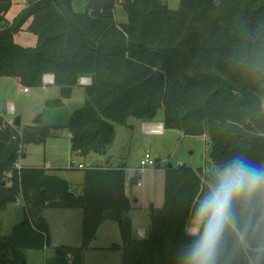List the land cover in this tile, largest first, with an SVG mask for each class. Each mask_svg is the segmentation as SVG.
<instances>
[{"label": "trees", "instance_id": "16d2710c", "mask_svg": "<svg viewBox=\"0 0 264 264\" xmlns=\"http://www.w3.org/2000/svg\"><path fill=\"white\" fill-rule=\"evenodd\" d=\"M117 2L101 0L102 17L95 19L76 12L72 0H27L6 25L13 2L0 0V78L33 90L51 75L63 100L82 78L91 81L84 106L64 127L73 155H105L116 126H127L130 118L153 122L163 109L165 130L208 139L214 167L238 155L264 166V0H180L177 10L163 0H125L122 24L116 21ZM21 32L34 34L37 45H19ZM58 129L39 120L16 128L0 117V212L21 194L27 206L12 232L0 236V264H28L26 251L52 247L47 210L82 211V241L55 247L44 264H85L107 221L117 223L121 238L107 250L120 251L122 264H182L190 242L185 222L212 173L169 166L163 206L149 209L148 233L140 239L130 217L124 165L79 168L71 162L70 170L84 171L79 193L44 168L14 169L21 146L43 144ZM239 235L233 225L221 264H249L251 250L264 240L256 235L238 243Z\"/></svg>", "mask_w": 264, "mask_h": 264}, {"label": "rangeland", "instance_id": "374dc122", "mask_svg": "<svg viewBox=\"0 0 264 264\" xmlns=\"http://www.w3.org/2000/svg\"><path fill=\"white\" fill-rule=\"evenodd\" d=\"M163 1L167 2L170 9L177 10L179 8L180 0ZM12 2V8L5 16L6 25L12 22L19 11L25 7L27 1L12 0ZM124 2L125 0H118L115 7L116 21L119 24L127 22V16L123 9ZM72 4L78 13L92 11V0H72ZM15 40L24 47L37 45V37L28 32L19 33ZM82 79L79 81V85L85 87L86 84H82ZM53 85L54 83L50 85L43 83L44 87H49L29 90L31 92L25 94V88L14 79L0 78V115L5 118H14L15 121L21 117L22 127L34 124L38 118L42 120V125L60 127L56 131V136L50 137L45 143L26 146L24 154L27 153V158L22 160V164L26 167L44 168L50 174L66 179L74 187V190L83 183L84 171L70 170L71 160L77 164L82 163L86 167L124 165L127 173L126 184H129L131 188V204L137 207L130 212V216L135 220L134 233L140 239H144L148 233L149 212L147 213V211L152 205L157 209L163 206L165 174L169 166L185 165L195 171L202 169L203 176L208 172L212 173L215 168L208 158L209 141L206 137L184 136L177 130L168 129L163 135H151L144 131V124H155L153 122H160L164 119L165 112L163 109L158 112L153 122L142 123L135 118H130L127 126H116L115 140L108 147L105 155L91 154L86 158L73 155L69 132L64 126H67L71 114L84 106L85 91L83 87L77 86L72 97L63 100L60 90L57 87H50ZM53 100H60L62 105L57 108H47L46 102ZM10 104H13L14 107L12 111L9 107ZM12 125L14 126V122ZM146 154L153 156L158 165L146 169L140 176L136 171L141 168L140 162ZM135 178L141 182V187L132 183ZM135 201L138 203L135 204ZM26 208L25 202L24 207L13 204L9 206L6 212H0V236L9 235L12 232L13 227L24 217V209ZM107 226L108 229H105ZM109 226L112 229L109 230ZM106 227L99 231L98 237L92 244V247L96 248H93L92 251H98L97 247H105L111 244L113 246L114 243L121 242L117 225L112 221H107ZM137 227L138 230L136 231ZM140 232L144 233V237L138 235ZM90 250L86 253L85 264H122L120 251L104 248L100 249L103 252L98 255L92 254ZM25 254L28 264H44L45 260L53 255V249L26 251Z\"/></svg>", "mask_w": 264, "mask_h": 264}, {"label": "clouds", "instance_id": "9594fccd", "mask_svg": "<svg viewBox=\"0 0 264 264\" xmlns=\"http://www.w3.org/2000/svg\"><path fill=\"white\" fill-rule=\"evenodd\" d=\"M259 212V214H258ZM238 225L245 243L264 235V166L238 155L211 174L207 191L185 222L190 242L182 264H221L226 234ZM264 262V240L251 250L249 264Z\"/></svg>", "mask_w": 264, "mask_h": 264}, {"label": "crops", "instance_id": "0c3cea01", "mask_svg": "<svg viewBox=\"0 0 264 264\" xmlns=\"http://www.w3.org/2000/svg\"><path fill=\"white\" fill-rule=\"evenodd\" d=\"M27 1V0H26ZM54 79V77H53ZM15 80V79H14ZM17 81L18 84H20V82L18 80H15ZM53 83H54V80H53ZM91 83L87 84L86 86L90 85ZM21 85V84H20ZM22 86V85H21ZM85 86V87H86ZM23 87V86H22ZM46 87H49V86H46ZM46 87H42L40 89H43V88H46ZM50 87H55L54 85L53 86H50ZM78 87H84V85H78ZM40 89H37V90H40ZM31 91H29L28 89V92H25V94H29ZM47 103V102H46ZM10 107V110L12 111V109H14L13 107V104H10L9 105ZM16 110V109H15ZM16 112V111H15ZM72 115V114H71ZM0 117H2L5 121L9 122L10 124H12V122L15 123V120L14 118L10 119V118H5L4 116L0 115ZM21 118V117H20ZM71 118V117H70ZM21 120V125H22V119ZM39 120L41 123H42V120L41 119H37ZM36 120V121H37ZM70 120V119H69ZM69 122V121H68ZM144 123V122H142ZM155 124H163L164 125V119L160 122H153ZM33 125V124H31ZM26 126H30V125H26ZM25 126V127H26ZM21 128H23L22 126H20ZM65 127V126H64ZM145 131V130H144ZM165 133V131H164ZM69 135V134H68ZM70 136V135H69ZM71 139V137H70ZM27 153L25 152L24 154V159L27 158ZM71 162H75L73 160L70 161ZM76 165H84L82 163H79L77 164L75 162ZM123 166V165H122ZM24 167H26L24 165ZM99 167H102V168H107V167H103V166H99ZM109 167H113V168H117V167H121V166H110ZM29 168H39V167H29ZM84 168H89V167H86L84 165ZM125 172H126V168H125ZM127 174V173H126ZM66 180V179H65ZM132 180V179H131ZM67 181V180H66ZM68 182V181H67ZM82 186H83V183L81 185H79L78 188H76L75 190H77L76 193H79L81 192L82 190ZM74 190V192H75ZM131 188L129 187V184H126V194H127V197L130 199L131 201ZM138 202L135 201V204H137ZM151 207H155V206H151ZM150 207V208H151ZM137 207L136 206H133L132 205V210L136 209ZM149 211H147L148 213ZM44 217L47 219L49 225H50V230H51V235H52V247L50 249H54L55 247L57 246H60V245H65V246H71V247H77L81 244V241H82V221H83V214H82V211H79V210H76V211H70V210H47L44 212ZM131 217V216H130ZM132 219V222H133V228L135 230L136 226H135V220L133 218ZM136 219H139L138 217H136ZM110 222V221H109ZM113 222V221H112ZM107 223V222H106ZM106 223H104L100 229L102 230L103 227H106ZM117 225L116 222H113ZM118 227V225H117ZM142 228V227H141ZM105 229H108V226L105 228ZM112 229L111 226H109V230ZM119 229V228H118ZM140 229V228H139ZM138 230V227L136 229V231ZM99 233V232H98ZM98 237V235H97ZM96 240V239H95ZM114 244H117V243H114ZM112 245V244H111ZM111 245H107L105 247H97V249H99L98 251H92V249L90 250L92 254H98L100 255L101 252H103L102 250L100 249H104V248H109V246ZM92 248H96V247H92ZM44 251H47V249H45ZM89 251V250H88ZM87 251V252H88ZM86 252V253H87ZM86 253H85V257H86Z\"/></svg>", "mask_w": 264, "mask_h": 264}, {"label": "built area", "instance_id": "2783aa9c", "mask_svg": "<svg viewBox=\"0 0 264 264\" xmlns=\"http://www.w3.org/2000/svg\"><path fill=\"white\" fill-rule=\"evenodd\" d=\"M53 76L51 75H46L44 77V83L45 85H50L53 84ZM89 79H82V84H89ZM25 92H28V89L24 90ZM144 129L145 132L151 135H163L165 128L163 124H144ZM24 149L23 146H21L19 152H18V158L14 163V169L17 171H21L24 167V165L22 164V160L24 159ZM71 164V163H70ZM74 165L77 166L74 162ZM141 168L139 170H137L136 172L140 174V176L146 171V169L148 168H152V167H156L158 165V162L153 158V156H151L150 154H146L144 156V158L141 160L140 162ZM79 168H83V166L78 165ZM136 184L139 185V187H141V182L137 181ZM15 205L18 206H23L25 205L24 202V198L22 196V194L20 196L17 197ZM140 237H144V233H139L138 234Z\"/></svg>", "mask_w": 264, "mask_h": 264}, {"label": "water", "instance_id": "95a60500", "mask_svg": "<svg viewBox=\"0 0 264 264\" xmlns=\"http://www.w3.org/2000/svg\"><path fill=\"white\" fill-rule=\"evenodd\" d=\"M102 10H103V5L101 3V0H93L92 11L90 12V16L95 18V19H100L102 17ZM14 126L16 128H19L21 126L20 118H18L15 121ZM76 192H77V190H75V193Z\"/></svg>", "mask_w": 264, "mask_h": 264}]
</instances>
